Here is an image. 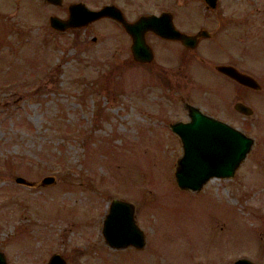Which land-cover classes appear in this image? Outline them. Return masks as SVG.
<instances>
[{
  "label": "rangeland",
  "instance_id": "rangeland-1",
  "mask_svg": "<svg viewBox=\"0 0 264 264\" xmlns=\"http://www.w3.org/2000/svg\"><path fill=\"white\" fill-rule=\"evenodd\" d=\"M70 1L0 0V249L9 263L41 264L53 251L67 264L264 262V0H81L114 2L128 18L168 9L179 29H207L187 49L147 31L146 62L109 17L52 27L48 15L65 16ZM223 62L260 87L213 68ZM236 99L252 111L234 109ZM183 100L252 137L231 175L195 190L174 176L182 145L170 123L188 119ZM47 174L45 184L14 179ZM112 197L133 202L142 246L103 241Z\"/></svg>",
  "mask_w": 264,
  "mask_h": 264
},
{
  "label": "water",
  "instance_id": "water-1",
  "mask_svg": "<svg viewBox=\"0 0 264 264\" xmlns=\"http://www.w3.org/2000/svg\"><path fill=\"white\" fill-rule=\"evenodd\" d=\"M61 4L62 0H47ZM207 6H213L215 0H205ZM101 16L117 20L130 35V52L134 60L149 61L152 50L145 39V32L151 31L158 36L179 39L186 46L193 47L200 36H206L208 31L201 27L193 33L185 32L176 27L168 9L155 12H142L135 19L127 20L123 12L114 2H105L97 7H89L81 0H73L66 4V15L54 13L48 15L49 24L56 29L86 24ZM216 69L228 74L236 81L252 88H259L260 83L251 74L237 69L228 63H216ZM188 114L187 120H175L170 127L175 131L182 145V153L176 159L174 176L180 187L198 189L206 178L231 175L250 147L252 137L238 127L207 114L195 104L184 103ZM232 107L239 112L249 114L252 109L240 99L232 102ZM17 182L28 185L45 184L53 180L51 174L42 176L38 181L15 175ZM132 201L123 197H112L101 220V234L104 242L111 247L132 245L140 247L144 243V235L137 225L133 212ZM0 257H5L0 249ZM46 264H66L64 257L58 251L48 255ZM4 264V259H3ZM203 264V263H198ZM230 264H264L255 262L248 257L234 258Z\"/></svg>",
  "mask_w": 264,
  "mask_h": 264
},
{
  "label": "flooded vegetation",
  "instance_id": "flooded-vegetation-1",
  "mask_svg": "<svg viewBox=\"0 0 264 264\" xmlns=\"http://www.w3.org/2000/svg\"><path fill=\"white\" fill-rule=\"evenodd\" d=\"M117 5V4H116ZM120 8V7H119ZM121 9V8H120ZM164 10V9H163ZM121 11L123 12V10L121 9ZM142 13V12H141ZM140 14V13H139ZM138 14V15H139ZM123 15L125 16V18L127 19V20H133V19H135L136 17H133V18H128V17H126V15L124 14V12H123ZM101 17H108V16H101ZM99 18V17H98ZM109 18H111V17H109ZM172 18V17H171ZM97 19V18H96ZM111 19H113V18H111ZM115 22H117L120 26H122L117 20H115V19H113ZM175 25V24H174ZM123 27V26H122ZM124 29V28H123ZM126 32V31H125ZM186 32V31H185ZM127 33V32H126ZM188 33H193V32H188ZM128 34V33H127ZM155 34V33H154ZM129 35V34H128ZM129 37H130V35H129ZM161 37V36H160ZM200 37H203V36H200ZM200 37H198V39H197V42L199 41V39H201ZM161 38H163V39H165V40H171L172 38H165V37H161ZM145 39H146V32H145ZM172 40H174L175 42L177 41V42H179L180 44H182L181 42H180V40L179 39H172ZM146 41H147V39H146ZM130 42H131V38H130ZM148 42V41H147ZM149 43V42H148ZM150 45V44H149ZM186 49L187 48H192V47H190V46H186V45H184V44H182ZM150 47H151V45H150ZM129 48H130V43H129ZM151 50H152V53H153V49H152V47H151ZM131 53V52H130ZM152 57H153V55H152ZM152 59V58H151ZM150 59V60H151ZM137 61V60H136ZM146 62V61H145ZM223 63H228V64H232L233 66H235V67H237L234 63H232V62H223ZM215 64L216 63H214V65H213V68L217 71V72H219V73H221V74H223V75H225L226 77H229L230 79H232V80H235L234 78H232L231 76H229L228 74H226V73H224V72H222V71H220V70H218V69H216L214 66H215ZM238 68V67H237ZM239 69V68H238ZM241 70V69H240ZM243 71V70H242ZM246 72V71H245ZM248 73V72H247ZM236 81V80H235ZM238 82V81H237ZM238 83H240V82H238ZM242 84V83H241ZM248 86V85H247ZM250 87V86H249ZM241 100V99H240ZM187 102H189V101H186V100H183V104L184 103H187ZM189 103H191V104H193L192 102H189ZM185 107V106H184ZM197 107L199 108V109H201L198 105H197ZM202 110V109H201ZM202 111H204V110H202ZM204 112H206V111H204ZM207 114H209L208 112H206ZM211 115V114H210ZM214 116V115H213ZM216 117V116H215ZM101 236H102V234H101ZM102 238H103V236H102ZM103 241H104V239H103ZM15 259H18L19 257H14ZM49 257H47L46 258V260L44 261V262H42L41 264H46V261H47V259H48ZM100 259H101V257H99ZM3 259H4V264H10L9 263V257H0V264H3ZM64 259H65V257H64ZM65 261H66V259H65ZM18 264H23V263H21V262H19ZM66 264H67V261H66ZM99 264H101V263H99Z\"/></svg>",
  "mask_w": 264,
  "mask_h": 264
}]
</instances>
